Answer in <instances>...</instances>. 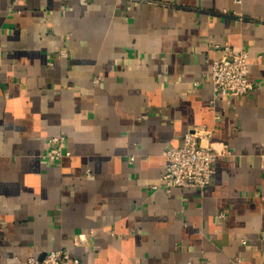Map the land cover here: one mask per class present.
Wrapping results in <instances>:
<instances>
[{"label":"crops","instance_id":"obj_1","mask_svg":"<svg viewBox=\"0 0 264 264\" xmlns=\"http://www.w3.org/2000/svg\"><path fill=\"white\" fill-rule=\"evenodd\" d=\"M224 43L254 83L231 101L206 78ZM196 126L232 154L206 190L155 188ZM60 135L71 155L48 161ZM60 249L264 264V0H0V264Z\"/></svg>","mask_w":264,"mask_h":264},{"label":"built area","instance_id":"obj_2","mask_svg":"<svg viewBox=\"0 0 264 264\" xmlns=\"http://www.w3.org/2000/svg\"><path fill=\"white\" fill-rule=\"evenodd\" d=\"M63 2L66 0H62ZM240 5L243 0H233ZM215 49L217 54H215ZM214 55L209 62L211 71L206 78L211 81L214 98H227L248 94L254 86L249 78V53L241 46H232L229 43L216 45ZM63 56L67 53L63 51ZM211 131L206 126H196L184 133L180 147L169 146L165 154L167 163L160 183L155 188L163 187L167 192L173 188H199L206 190L215 174L214 163L221 152L232 154L231 149L224 145L222 149L211 143ZM44 157L51 162L70 156L67 139L64 135L48 139ZM134 159V158H132ZM224 217V213L220 214ZM77 257H72L68 250H50L44 257H29L26 264H79Z\"/></svg>","mask_w":264,"mask_h":264}]
</instances>
